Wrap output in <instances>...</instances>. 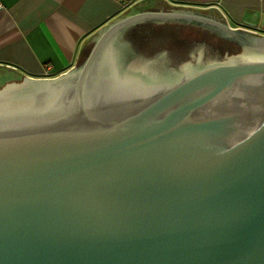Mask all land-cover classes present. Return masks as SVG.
<instances>
[{
  "label": "water",
  "instance_id": "obj_1",
  "mask_svg": "<svg viewBox=\"0 0 264 264\" xmlns=\"http://www.w3.org/2000/svg\"><path fill=\"white\" fill-rule=\"evenodd\" d=\"M146 20L250 32L152 6L98 29L67 71L2 83L0 264H264V35L123 67L131 38L108 37Z\"/></svg>",
  "mask_w": 264,
  "mask_h": 264
},
{
  "label": "crops",
  "instance_id": "obj_2",
  "mask_svg": "<svg viewBox=\"0 0 264 264\" xmlns=\"http://www.w3.org/2000/svg\"><path fill=\"white\" fill-rule=\"evenodd\" d=\"M160 5L216 13L232 28L264 34V0H0V85L57 76L98 29Z\"/></svg>",
  "mask_w": 264,
  "mask_h": 264
},
{
  "label": "flooded vegetation",
  "instance_id": "obj_3",
  "mask_svg": "<svg viewBox=\"0 0 264 264\" xmlns=\"http://www.w3.org/2000/svg\"><path fill=\"white\" fill-rule=\"evenodd\" d=\"M173 23L174 24H166V22L162 21L156 24L153 20H146L132 27L126 26L118 28L117 31H114L108 37V42H106L105 45L110 47L111 43L114 44V42L115 46L117 44L122 45L120 36L123 33L122 39L125 41L131 38L126 44H123L124 46L128 44L127 49L125 48L126 46L123 47L125 49L124 56L120 57V55L115 52L119 59L122 58L121 63L123 67H125L124 64H128L126 66H129L131 65L130 63L150 62L161 69L164 64L174 58L176 59L178 56L179 58L188 56V51L193 54V58L195 54H201V56L208 55L214 58L220 55L221 48H231L233 51H241L240 45L247 42L248 39L246 38L248 37L246 36H249V33L253 35H264L263 33L248 32L247 34L244 33L243 39H235L234 37H224L220 29L215 26H206V24L198 25L196 23H191V21L181 20L174 21ZM153 24L156 25L153 26ZM173 51H177L178 54L176 55ZM214 53H216V55H214ZM156 70L158 69L153 71ZM159 72L161 75V71ZM150 74L153 75L154 73ZM174 74L177 76L179 73ZM34 93L33 91L27 92L25 90L23 92H14L11 96H16L18 100H20L21 97L24 101H27L34 97Z\"/></svg>",
  "mask_w": 264,
  "mask_h": 264
},
{
  "label": "rangeland",
  "instance_id": "obj_4",
  "mask_svg": "<svg viewBox=\"0 0 264 264\" xmlns=\"http://www.w3.org/2000/svg\"><path fill=\"white\" fill-rule=\"evenodd\" d=\"M214 16V18H221L220 15H217L216 13H210Z\"/></svg>",
  "mask_w": 264,
  "mask_h": 264
},
{
  "label": "built area",
  "instance_id": "obj_5",
  "mask_svg": "<svg viewBox=\"0 0 264 264\" xmlns=\"http://www.w3.org/2000/svg\"><path fill=\"white\" fill-rule=\"evenodd\" d=\"M46 69H48V68H46ZM47 72V71H46Z\"/></svg>",
  "mask_w": 264,
  "mask_h": 264
}]
</instances>
